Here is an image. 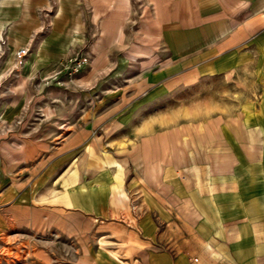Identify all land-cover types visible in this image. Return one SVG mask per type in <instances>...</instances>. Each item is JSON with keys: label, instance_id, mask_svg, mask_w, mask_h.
<instances>
[{"label": "crops", "instance_id": "1", "mask_svg": "<svg viewBox=\"0 0 264 264\" xmlns=\"http://www.w3.org/2000/svg\"><path fill=\"white\" fill-rule=\"evenodd\" d=\"M129 2L0 0V46L36 51L44 40L42 63L20 72L48 73L74 47L118 42L116 9ZM136 4L139 30L153 31L157 45L143 61L157 64L136 71V98L118 119L142 127L132 160L112 166L105 155L109 167L95 160L75 169L50 195L49 171L21 190L1 161L0 234L17 210L32 224V211L51 209L58 223L72 218L73 228L87 219L96 264H264V0ZM18 109L8 102L0 114L10 120ZM130 109L143 117L130 118ZM93 112L81 119L84 132L112 123Z\"/></svg>", "mask_w": 264, "mask_h": 264}, {"label": "rangeland", "instance_id": "2", "mask_svg": "<svg viewBox=\"0 0 264 264\" xmlns=\"http://www.w3.org/2000/svg\"><path fill=\"white\" fill-rule=\"evenodd\" d=\"M129 4L126 18L121 15L127 12L125 5L116 9L124 31L118 42L74 47L48 73L20 72L42 63L49 48L44 40H39L36 51L29 48L21 61L15 53L18 47L9 51L5 45L0 46V105L11 102L19 108L10 120L0 114V162L7 164L6 171L12 172L10 176L21 190L32 178L49 171L54 181L47 191L50 195L57 192L59 181L64 185V178L72 182L68 177L75 169H87L95 160L97 166L109 167L105 155L113 156L112 166L132 160L127 154L137 150V130L142 127H126L118 119L136 98L132 93L136 71L157 64L143 61L157 45L153 31L139 30L136 0ZM144 18H148L147 13ZM132 54L138 59H133ZM121 57L126 58L125 63H119ZM109 104L112 110L106 107ZM90 107L94 111L91 117L107 116L112 123L84 132L81 119H88ZM127 112L130 118L143 117L135 109ZM200 128L193 126L196 131ZM80 133L81 142L74 141ZM94 153L102 157L94 159ZM40 192L39 188L32 190L34 201H40ZM12 215L16 223L0 234V264H96L90 253L87 219L82 217L80 228H73L72 218L65 216L69 223H58L51 209L32 211V224L25 219L23 210Z\"/></svg>", "mask_w": 264, "mask_h": 264}, {"label": "built area", "instance_id": "3", "mask_svg": "<svg viewBox=\"0 0 264 264\" xmlns=\"http://www.w3.org/2000/svg\"><path fill=\"white\" fill-rule=\"evenodd\" d=\"M37 34H39V33H37ZM28 51H29V47H27V46H22V47L18 48L15 51L17 59L19 61L23 60V58L25 57V55L27 54Z\"/></svg>", "mask_w": 264, "mask_h": 264}, {"label": "bare ground", "instance_id": "4", "mask_svg": "<svg viewBox=\"0 0 264 264\" xmlns=\"http://www.w3.org/2000/svg\"><path fill=\"white\" fill-rule=\"evenodd\" d=\"M47 49V48H46Z\"/></svg>", "mask_w": 264, "mask_h": 264}]
</instances>
